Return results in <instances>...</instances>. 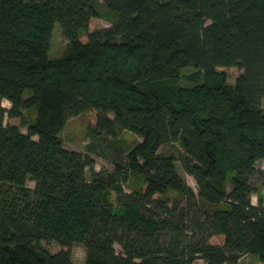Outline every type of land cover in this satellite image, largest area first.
<instances>
[{"label": "trees", "instance_id": "trees-1", "mask_svg": "<svg viewBox=\"0 0 264 264\" xmlns=\"http://www.w3.org/2000/svg\"><path fill=\"white\" fill-rule=\"evenodd\" d=\"M100 8L114 20L93 31ZM55 22L68 45L51 59ZM263 98L264 0H0V264H74L75 243L83 264H264V207L251 203ZM81 114L88 150L116 152L111 172L63 147ZM123 131L140 138L125 152Z\"/></svg>", "mask_w": 264, "mask_h": 264}, {"label": "rangeland", "instance_id": "rangeland-1", "mask_svg": "<svg viewBox=\"0 0 264 264\" xmlns=\"http://www.w3.org/2000/svg\"><path fill=\"white\" fill-rule=\"evenodd\" d=\"M101 2V0H98ZM114 20L113 14L107 11L104 8H100V16L93 20L92 23V30L99 31L111 26L112 21ZM67 41L62 37L60 27L57 22L54 23L52 32H51V39L49 44V57L51 59H58L61 58L64 53L66 52L67 48ZM191 69H186L183 71V74L191 73ZM238 71L236 69H231L227 71L228 81L232 83L236 78ZM29 95L28 93L24 94V98H27ZM1 105L8 109L10 107V103L6 100H2ZM261 107L264 112V98L261 100ZM35 111L29 110L25 111L23 114V121L24 123H31L34 120ZM92 115L89 114H81L76 117L70 118L63 127V130L60 133V140L63 147L70 151L79 152L83 155L88 156L94 162L93 171H108L111 172L113 170L112 161L117 157L116 152L107 149L103 146L96 145V150H88V146L91 145L92 140L87 135L88 127H89V120L91 119ZM4 124L15 125L19 128L22 133L26 132V128L23 127L22 121L19 119H4ZM119 141L123 142L124 150L123 152L129 150L133 145L140 141V138L136 135L128 132L123 131L118 136ZM161 152H169L172 153L174 156H177L178 153H182L183 150L178 144H168L163 145L160 148ZM176 168L179 175L184 178L187 185H189L194 191H196V184L191 176L187 175L179 160L176 162ZM255 168L264 170V160L257 161L255 163ZM91 175V170L88 168L86 169V179L89 180ZM231 176H229L230 179ZM229 179L226 184L227 191L230 190V182ZM141 180L138 178H131L130 181L125 185L124 191L131 192L140 187ZM27 187L30 189L34 188V183L31 181H27ZM174 194H170L173 196ZM110 200L114 206L116 212H119V208L115 203V195H110ZM251 203L253 205H262L264 207V185L258 184L256 191L251 196ZM220 209H228L227 204H220L217 206ZM219 238H216L215 241H218ZM42 247L47 249L50 253H55L59 250V247L54 243H41ZM115 251L120 253L121 250L118 245L114 246ZM85 260V252L84 248L81 244L75 243L72 248V261L74 264H83ZM197 264H203L202 261H197ZM239 264H260L258 261L257 256L255 255H245L243 256Z\"/></svg>", "mask_w": 264, "mask_h": 264}]
</instances>
